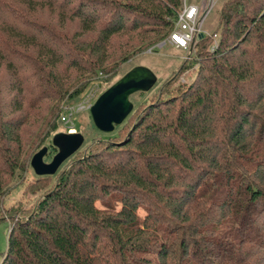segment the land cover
<instances>
[{"label":"trees","instance_id":"trees-1","mask_svg":"<svg viewBox=\"0 0 264 264\" xmlns=\"http://www.w3.org/2000/svg\"><path fill=\"white\" fill-rule=\"evenodd\" d=\"M38 7L59 26L32 17ZM180 7L0 0V202L21 183L35 195L3 207L0 264H264V0H223L193 43L191 80L165 81L114 134L26 179L62 99L110 72L119 37L137 34L136 50L169 34Z\"/></svg>","mask_w":264,"mask_h":264},{"label":"rangeland","instance_id":"rangeland-1","mask_svg":"<svg viewBox=\"0 0 264 264\" xmlns=\"http://www.w3.org/2000/svg\"><path fill=\"white\" fill-rule=\"evenodd\" d=\"M187 2L194 3L199 6L201 12L202 25L201 29L204 33H209L213 30L217 22V9L223 0H186ZM183 0H181V3ZM38 4V3H37ZM32 17L44 21L50 22V25L59 26L58 18L59 14L56 10L45 8H36V13ZM72 28L77 26V22L72 21L69 24ZM137 34L133 36L123 35L119 37L115 42L114 51L109 64L110 72L104 73L101 70H97L94 73H86L90 82L87 89L80 95L72 98L62 99L63 101L73 105L75 111L72 115V124L76 131H80L84 136V141L79 148H83L93 137L101 136L107 137L115 133L117 127L112 131L104 132L97 128L92 121L89 107L94 102L95 98L112 82L124 74L128 69L136 64H143L148 66L157 76L156 82L153 86L146 91H135L130 94V100L133 103V112L137 114L151 99H153L158 93L160 87L168 80L189 81L194 75V70L197 64L192 63L189 65L190 58L195 56V50L193 47L184 49L169 43L166 40L168 34L148 45H142L136 50L129 47L132 44L133 39ZM216 35H213V43L216 42ZM108 66V67H109ZM61 101V102H63ZM62 104V103H61ZM82 104V108H76L77 105ZM133 120L131 118L125 128ZM121 124V123H120ZM118 126V125H117ZM64 130L63 124L59 121L57 129L54 130L49 137L46 138L43 145H48L51 141L52 135L59 131ZM52 157L51 155L44 156V160L48 161ZM36 174L32 167L26 172V179L32 178ZM23 183L15 187L9 195L5 196V199L0 202V260L6 249L7 234L10 226L9 217L4 211L3 207L10 203H15L21 200L25 205H30L35 198V195L23 194ZM29 198V199H28Z\"/></svg>","mask_w":264,"mask_h":264},{"label":"water","instance_id":"water-1","mask_svg":"<svg viewBox=\"0 0 264 264\" xmlns=\"http://www.w3.org/2000/svg\"><path fill=\"white\" fill-rule=\"evenodd\" d=\"M156 80V74L146 65L136 64L128 69L106 87L90 105L89 111L95 126L104 132L112 131L133 108L130 94L150 89ZM83 141L84 136L80 131L59 130L51 138L57 150L50 160H44L47 145H42L32 154L30 166L37 175L53 174L66 158L79 149Z\"/></svg>","mask_w":264,"mask_h":264},{"label":"built area","instance_id":"built-area-1","mask_svg":"<svg viewBox=\"0 0 264 264\" xmlns=\"http://www.w3.org/2000/svg\"><path fill=\"white\" fill-rule=\"evenodd\" d=\"M201 25L202 20L199 6L183 0L180 9L174 17L173 28L166 37V40L180 48L187 49L193 47L195 39L201 33H204ZM76 108H82V104L77 105ZM74 111L73 105L65 101L62 102L60 122L63 124L65 131H76L71 120Z\"/></svg>","mask_w":264,"mask_h":264}]
</instances>
